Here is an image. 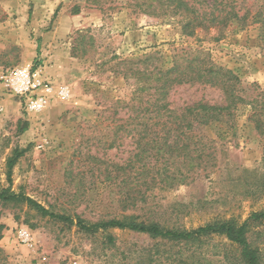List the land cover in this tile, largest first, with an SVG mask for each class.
<instances>
[{"label": "rangeland", "instance_id": "1", "mask_svg": "<svg viewBox=\"0 0 264 264\" xmlns=\"http://www.w3.org/2000/svg\"><path fill=\"white\" fill-rule=\"evenodd\" d=\"M225 1L235 4L239 16L248 12L250 22L231 23L215 41L217 30L186 36L180 17L140 14L128 7L132 0H0V189L11 186L55 212L93 222L120 215V188L106 180V168L133 157L135 131L119 129V119L138 104L135 80L127 82L119 73L121 59L155 52L156 63L171 67L175 55L205 49L214 63L239 77L244 97L264 92V31L252 22L264 12V0ZM17 68L38 72L43 85L52 87L42 110L28 111L26 99L4 87L2 76ZM60 87L66 97L57 94ZM169 101L181 111L197 101L221 105L226 99L220 88L195 83L176 85ZM249 113L241 104L236 129H202L212 166L187 184L156 190L147 207L126 213L191 229L215 219L242 222L263 209L264 135ZM16 153L22 154L9 181L8 159ZM0 224V264H137L157 242L112 229L117 242L110 248L102 235L85 234L26 204L0 203ZM260 230L250 232L253 243L264 239ZM224 242L213 240L220 248Z\"/></svg>", "mask_w": 264, "mask_h": 264}, {"label": "trees", "instance_id": "2", "mask_svg": "<svg viewBox=\"0 0 264 264\" xmlns=\"http://www.w3.org/2000/svg\"><path fill=\"white\" fill-rule=\"evenodd\" d=\"M127 3L140 14L170 20L180 17L182 32L194 36L198 29L217 30L218 41L231 23L246 26L250 21L246 12L239 16L233 2L225 0H132ZM248 11V10H247ZM252 22L261 24L264 31V12H258ZM154 53L135 59H121L120 71L129 82L135 80L136 111L127 118H120L119 129L126 132L129 126L135 131L136 151L123 164L106 168V180L118 183L120 188V215L89 221L80 215L58 213L45 207L11 186L0 189V203L27 206L42 216L61 221L69 227L93 237L102 235V243L116 247L112 229L144 234L157 241L137 264H264V239L260 243L250 240L254 227L264 228V208L253 211L239 222L235 218L215 219L197 228L167 227L161 222L142 218L139 214H127L129 210L147 207L156 190L173 189L189 182L194 173L212 166L213 153L210 140L202 134L207 126L236 129V111L241 104L248 105V119L257 133L264 135V92L256 97H244L240 93V80L230 69L213 62L205 49L183 51L175 55L171 67L156 63ZM206 84L220 88L225 104L197 101L185 105L181 111L171 107L169 95L176 85ZM114 144L109 145L112 148ZM22 153L8 159V179ZM117 175L113 176L112 172ZM264 191V184L259 189ZM4 224H0V240ZM264 237V230L258 231ZM214 239L224 242L220 248Z\"/></svg>", "mask_w": 264, "mask_h": 264}, {"label": "built area", "instance_id": "3", "mask_svg": "<svg viewBox=\"0 0 264 264\" xmlns=\"http://www.w3.org/2000/svg\"><path fill=\"white\" fill-rule=\"evenodd\" d=\"M4 87L15 95L26 99L28 111H40L48 102V95L52 92V87L44 86L38 72H33L28 68H17L7 71L3 76ZM45 88L43 93L38 90ZM57 94L62 97L68 95L65 87H60Z\"/></svg>", "mask_w": 264, "mask_h": 264}]
</instances>
